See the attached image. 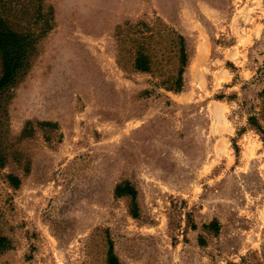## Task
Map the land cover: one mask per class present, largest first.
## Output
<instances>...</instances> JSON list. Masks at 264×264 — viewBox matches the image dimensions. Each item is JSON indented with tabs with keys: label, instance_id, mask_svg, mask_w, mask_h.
I'll return each instance as SVG.
<instances>
[{
	"label": "rangeland",
	"instance_id": "1",
	"mask_svg": "<svg viewBox=\"0 0 264 264\" xmlns=\"http://www.w3.org/2000/svg\"><path fill=\"white\" fill-rule=\"evenodd\" d=\"M0 18L28 44L0 95V264H109L111 247L119 264H248L264 0H0Z\"/></svg>",
	"mask_w": 264,
	"mask_h": 264
},
{
	"label": "trees",
	"instance_id": "2",
	"mask_svg": "<svg viewBox=\"0 0 264 264\" xmlns=\"http://www.w3.org/2000/svg\"><path fill=\"white\" fill-rule=\"evenodd\" d=\"M181 46L182 49L180 52V63L182 68L178 73V78L176 80L175 86L173 87V90L175 91H181L183 88V73L187 65V55L182 39ZM27 49V40L22 35H19L18 33L11 30L9 25L2 18H0V53L3 62V76L0 80V95L14 82L16 76L23 68L27 59ZM149 60V57L140 51L137 58V69L143 72L148 71ZM262 97L264 119V92ZM250 123L257 130H259L264 137V129L259 124L258 120L256 118H252L250 119ZM116 194H128L131 195L133 199H135L136 195V193L129 186H119L116 190ZM212 227H214L215 230H219L217 224H213ZM6 243L7 239H0V250L6 245ZM108 262L109 264H119L116 256L113 253V247L110 248ZM244 262L248 264H264V244L262 245L259 252L257 251L252 253V255H250L247 260H244Z\"/></svg>",
	"mask_w": 264,
	"mask_h": 264
}]
</instances>
